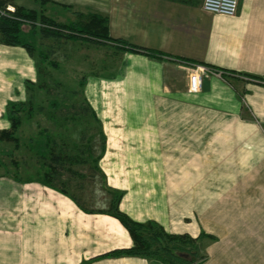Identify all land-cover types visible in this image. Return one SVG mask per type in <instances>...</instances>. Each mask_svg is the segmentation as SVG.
I'll return each instance as SVG.
<instances>
[{
	"label": "crops",
	"instance_id": "0c3cea01",
	"mask_svg": "<svg viewBox=\"0 0 264 264\" xmlns=\"http://www.w3.org/2000/svg\"><path fill=\"white\" fill-rule=\"evenodd\" d=\"M9 1L66 25L101 15L112 38L159 54L79 39L87 56L108 48L119 57L111 75L92 74L85 87L101 117L111 112L102 121V180L134 220L210 235L203 264H264V0H240L234 16L204 10V0ZM35 40L50 56L78 39L39 30ZM37 61L25 47L0 45V102L37 77ZM184 61L224 73L192 93ZM15 187L14 222L0 215V264H150L105 255L133 246L116 217L38 181ZM7 188L0 180V208Z\"/></svg>",
	"mask_w": 264,
	"mask_h": 264
},
{
	"label": "rangeland",
	"instance_id": "374dc122",
	"mask_svg": "<svg viewBox=\"0 0 264 264\" xmlns=\"http://www.w3.org/2000/svg\"><path fill=\"white\" fill-rule=\"evenodd\" d=\"M24 29L29 32L31 27L25 24ZM50 42L52 44V41ZM0 45H7L3 43L1 34ZM49 47L47 42L40 40L35 42V49L30 54L39 60L36 63L37 77L33 80L25 79L21 94L20 92L12 94L11 91L6 101L4 99V102H0V130L10 127L8 114L10 104L28 102L31 104L29 110L20 112L22 117V126L18 131L20 145L15 147L12 142L0 141V180L6 182L8 187L7 199L4 201L6 205L0 208V215L9 223L15 220L17 198L15 185L19 182L15 177L18 176L23 181L28 178L44 179L41 174L47 168H44L40 152L46 150L45 134H50L60 146H63L67 156L83 154L92 160L88 161L89 163L75 162L72 169L76 174H66L63 181H55L57 186L66 188L68 193L80 199L85 207L91 210H109L110 200L114 197L107 192V181L102 180L100 174L91 166V164L98 166L107 145L102 121L109 120L111 112L101 117L90 105L85 87L92 74L111 75L119 57L112 54L108 48L102 49L101 56H87L85 54L88 45L79 39L66 46L65 55L61 53L59 55L56 51L57 54L52 53L49 56L47 53ZM64 50L65 48L61 52ZM90 51L93 54L96 52L94 49ZM97 52L98 55L101 53L99 50ZM46 55L48 58H45ZM95 58L98 62H95ZM0 80V84H3L2 77ZM52 102H57L58 108H55ZM85 103L91 106L92 113L83 110ZM30 138L35 142L33 148L29 144ZM88 146L90 150L82 153L81 149L85 150ZM94 159H97L96 163ZM8 170L10 172H7Z\"/></svg>",
	"mask_w": 264,
	"mask_h": 264
},
{
	"label": "trees",
	"instance_id": "16d2710c",
	"mask_svg": "<svg viewBox=\"0 0 264 264\" xmlns=\"http://www.w3.org/2000/svg\"><path fill=\"white\" fill-rule=\"evenodd\" d=\"M9 0H0V34L3 43L11 46H22L32 53L35 49V34L37 31L45 37L58 36L66 39H80L83 38L88 41L98 43H117L124 49L146 53L153 57H160L154 51L147 48L127 44L119 39H114L109 35L108 21L105 17L92 14L90 21L82 26L66 25L58 23L53 19L48 18L43 13L29 10L21 6H16L15 10H10ZM31 27L29 32H26L24 25ZM46 54V53H45ZM45 58H48L46 55ZM51 63V62H50ZM56 108L58 103L52 102ZM28 103H12L9 107L10 127L0 130V141H8L14 143L15 147L20 145V138L18 136L19 128L22 126L21 111L30 109ZM58 108V107H57ZM85 112L92 113V108L88 103L83 105ZM42 110L43 108L40 107ZM78 109V108H77ZM94 114V113H93ZM46 150L40 152L41 159H43L44 168L42 172L43 180H34L33 178L25 179L26 182L38 181L51 188L57 189L65 194H68L82 209L87 212L107 213L116 217L128 230L133 240V246L130 248H121L113 250L105 255L110 256H141L150 261V264H203L206 259V251L204 240L211 237L205 233H201L198 237H193L188 233L176 234L170 233L155 220H148L146 222H139L131 218L128 214L121 211L119 202L122 193L111 191L108 192L114 196L110 200L109 210L99 211L91 210L85 207L80 199L67 192L66 188H61L56 185L55 181H63L66 174H76L72 168L75 162L89 163L91 158H86L84 155L67 156L64 152L63 146H60L50 134H45ZM33 138H30V147L34 146ZM54 147H57L54 149ZM79 149V148H78ZM84 149V148H83ZM89 151L88 146L82 153ZM80 151V150H79ZM80 151V152H81ZM89 161V162H88ZM97 159H94L96 163ZM18 166V164H16ZM95 172L103 176L97 165H92ZM7 172H10L9 170ZM18 181H23L20 177H15ZM54 182V183H53Z\"/></svg>",
	"mask_w": 264,
	"mask_h": 264
},
{
	"label": "built area",
	"instance_id": "2783aa9c",
	"mask_svg": "<svg viewBox=\"0 0 264 264\" xmlns=\"http://www.w3.org/2000/svg\"><path fill=\"white\" fill-rule=\"evenodd\" d=\"M240 0H204L203 9L217 14H223L227 16H234L239 7ZM10 10L14 11L15 8L9 6ZM184 63L190 65L189 73V92L197 93L202 90L203 80L205 77L213 74L221 75L224 73L214 67L208 66L202 63Z\"/></svg>",
	"mask_w": 264,
	"mask_h": 264
}]
</instances>
